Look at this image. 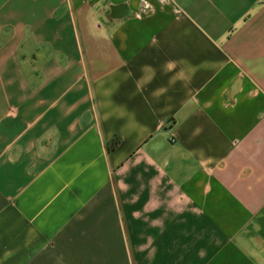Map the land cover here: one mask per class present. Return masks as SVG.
<instances>
[{"label":"crops","instance_id":"1","mask_svg":"<svg viewBox=\"0 0 264 264\" xmlns=\"http://www.w3.org/2000/svg\"><path fill=\"white\" fill-rule=\"evenodd\" d=\"M0 264H264V0H0Z\"/></svg>","mask_w":264,"mask_h":264},{"label":"trees","instance_id":"2","mask_svg":"<svg viewBox=\"0 0 264 264\" xmlns=\"http://www.w3.org/2000/svg\"><path fill=\"white\" fill-rule=\"evenodd\" d=\"M118 142V139L116 138L110 145H108V149L114 147Z\"/></svg>","mask_w":264,"mask_h":264}]
</instances>
